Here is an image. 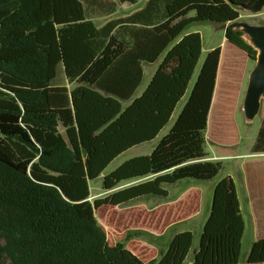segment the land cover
<instances>
[{
	"label": "trees",
	"instance_id": "trees-1",
	"mask_svg": "<svg viewBox=\"0 0 264 264\" xmlns=\"http://www.w3.org/2000/svg\"><path fill=\"white\" fill-rule=\"evenodd\" d=\"M257 1L150 0L142 12L99 26L88 0H0V264H135L126 255L130 240L160 246L161 236L145 230L111 244L97 210L174 199L170 187L220 174L223 162L206 158L222 46L207 54L154 150L106 174L104 198L90 199L91 181L170 124L203 54L202 34L186 31L201 22L234 23ZM225 37L258 58L240 28L228 26ZM164 54L135 97L144 63ZM252 153H264V115ZM245 232L237 184L226 176L215 185L191 264H239ZM194 238L192 230L175 234L151 264H186ZM247 261L264 264V238Z\"/></svg>",
	"mask_w": 264,
	"mask_h": 264
},
{
	"label": "rangeland",
	"instance_id": "rangeland-1",
	"mask_svg": "<svg viewBox=\"0 0 264 264\" xmlns=\"http://www.w3.org/2000/svg\"><path fill=\"white\" fill-rule=\"evenodd\" d=\"M239 21H248L252 24H264V8L259 12H254L248 9L241 11V17ZM238 28L243 31L241 27ZM190 30L199 31L202 34L204 41L203 54L196 69V73L194 74V77L191 81L188 93L186 94L184 100H182V102L178 105V108L175 111L170 124L162 131L161 135H159L158 139L155 142L136 146L117 157L108 166L102 176H100L96 180L91 181L92 194H98L104 191L103 180L106 174L111 173L120 165H122L125 161L133 157L150 154L156 147L157 143L167 133H169L187 101L189 93L191 92V89L193 88L196 82L198 73L201 70L203 62L205 61L209 50L212 47L217 46H223L227 54L225 55L223 61V71L225 72V77L221 78V82L219 84L216 105L213 111V115L215 116V119L213 117V122L215 120V124H212V128L216 125V118L219 112H224V115L221 116L219 120L222 123L220 127L222 135L221 145L223 147L225 146V148H227V151H229L230 153H232V155L235 156L226 157L224 159L223 168L220 174L212 181L217 184V182L220 181L222 178L226 176H232L242 195V192L245 191V176L247 170L250 171L251 179H253V176L255 174H258L259 172H264V153H252V147L255 142L264 115V98L262 100V109L254 119H249L246 116L244 107L250 73L254 69L256 62L250 59L246 55V53H244L239 48L235 46L233 47L236 49H233L231 47L227 48L225 44H223V41H225V28H223L221 25L212 22H201L194 24L190 28ZM245 39L249 43L254 45L251 37L246 33ZM161 63L162 59L154 64H145V77L142 85L136 92V97L140 96L146 90L151 81V78L153 77ZM226 76H228V78ZM129 104L130 102H125V105ZM212 133L213 129L210 133V136L212 135ZM212 181H205L207 183H205L204 186H210V182ZM110 212L111 210L107 207L102 208L98 213V217L103 219L105 213L109 214ZM207 214L208 213L206 211V207H204L202 213L195 218L197 224L194 226H190L189 228L193 231L195 238L193 248L186 261L187 263L192 262L195 251L200 246V235L203 231V227H200V223ZM244 215L246 219V233L243 239V249L239 264H248L247 260L253 244L257 240L264 238V213L258 214L257 216L259 218L255 217L252 220L253 222L249 221L246 212ZM128 231L129 230L108 228L107 233L110 243L116 244L118 241L125 237ZM129 250H131V247H129ZM129 250L127 249L128 253H126V255H129ZM140 264L146 263L141 262ZM148 264H151V262H149Z\"/></svg>",
	"mask_w": 264,
	"mask_h": 264
},
{
	"label": "crops",
	"instance_id": "crops-1",
	"mask_svg": "<svg viewBox=\"0 0 264 264\" xmlns=\"http://www.w3.org/2000/svg\"><path fill=\"white\" fill-rule=\"evenodd\" d=\"M149 1L150 0H138V2L136 3H130L120 2L118 0H88L87 4L89 6L88 10L92 16V19L99 26H103L110 21L121 20L136 13L142 12L147 7ZM190 28L186 31V33L197 32L191 31ZM223 44H225L227 48L231 47L233 49H236L231 43L227 41L226 37L225 41H223ZM214 48L215 47H212L209 52ZM226 54L227 53L224 50V47L222 46V57L218 71L217 84L214 93L211 112L209 115L207 130L208 157L206 159L220 160L222 162L226 157L235 156L232 155V153H230L229 151H227V148H225V146L223 147L221 145L222 135L220 127L222 123L219 120L220 117L224 115V112H219L216 118V125L212 128V124H215V120L213 122V117L215 119L213 111L216 105L219 84L221 82V78L225 77V72L223 71V61ZM164 57L165 54L159 60L162 59L163 61ZM154 63H144V71L145 64ZM226 77L228 78V76ZM212 129L213 133L210 136ZM158 137L156 138V140L158 139ZM245 178L246 186L245 191L242 192V195L238 189V186L237 189L241 199L243 213L245 214L246 212L249 221L253 222L252 220L255 217L257 218L258 214L264 213V172H259L258 174H255L253 176V179H251L250 171L247 170ZM139 182V180L129 182L123 185L122 187H127ZM205 183L207 182H184L180 185L170 187L169 191L171 196H175L174 199L166 200L159 197L151 196L137 200L136 202L127 206H115L107 204L97 210V217L100 210L102 208L107 207L111 210V212L109 214L105 213L103 219L98 217L99 221L105 227L106 230L108 228H115L119 230H145L156 236H161L160 246H156L143 238H134L128 242L126 250H129V247H131V250H129V259L136 264H140L141 262L148 264L150 261L160 258V249L162 248L166 250L167 246L170 244L175 234L186 230H191L189 229L190 226H194L197 224L195 218L200 215L202 213V210H204V207H206V211L208 214L203 218L202 222L200 223V227L204 228L211 213L213 193L216 184L214 181H212L210 182V186H204ZM107 195L108 192L105 190L98 194L91 193L90 199L94 201L98 198H104ZM191 263L186 262V264Z\"/></svg>",
	"mask_w": 264,
	"mask_h": 264
},
{
	"label": "water",
	"instance_id": "water-1",
	"mask_svg": "<svg viewBox=\"0 0 264 264\" xmlns=\"http://www.w3.org/2000/svg\"><path fill=\"white\" fill-rule=\"evenodd\" d=\"M264 8V0H258L255 5L248 10L259 12ZM241 27L243 32L248 34L253 44L260 50L256 60V65L250 73L248 88L245 97V113L249 119H254L262 109L264 98V24H252L248 21H236L225 24L228 26Z\"/></svg>",
	"mask_w": 264,
	"mask_h": 264
}]
</instances>
